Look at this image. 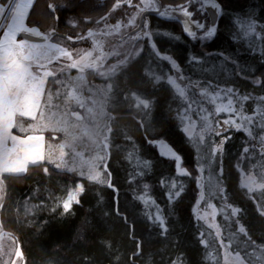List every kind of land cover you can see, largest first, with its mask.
Returning a JSON list of instances; mask_svg holds the SVG:
<instances>
[{"label": "trees", "instance_id": "16d2710c", "mask_svg": "<svg viewBox=\"0 0 264 264\" xmlns=\"http://www.w3.org/2000/svg\"><path fill=\"white\" fill-rule=\"evenodd\" d=\"M159 1L161 3L162 0ZM63 2L64 0H34L26 19L27 25L43 32L55 29L58 35L53 37V40H56V37L64 39L69 35L76 37L93 27L94 22L86 23L83 19L85 13L92 16L93 21L99 19L111 10L116 0H75L76 7L73 12L64 13L61 10L57 13L60 16L57 21L47 5ZM162 2L171 5L183 0ZM70 15L80 17L78 27L74 28L67 23V17ZM257 15H260L259 12ZM247 19L242 13H236L227 19L221 18L218 21L217 36L211 41L202 42L187 37L182 31L180 21H163L155 15L149 16L153 31H168L181 38L179 46L184 54L180 61L182 68L186 67V57L189 53H195L198 57L211 53L215 62L217 53L224 51L239 58V67L254 71L256 67L264 65H261L259 52L252 53L249 50L250 42L255 41L256 37L244 35ZM257 23H264V20L258 19ZM233 36L236 37L235 40L232 39ZM153 42L157 44L161 55L171 54L176 47L175 41H169L162 36L154 37ZM62 45L68 48L75 46L64 41ZM140 51L143 57L138 62L130 63L112 80L106 79L103 82L97 73H85L89 85L103 83L110 87L104 103L101 125L112 129L109 134L108 163L118 191L108 188L106 183H91L75 174L55 169L54 165L47 163L43 166L31 165L27 173L5 174L7 196L0 209V224L3 225L4 232L15 238L23 254L24 264H173L174 258L181 253L188 255L193 264L202 259L203 264H223L220 259L215 260L213 255L210 228L201 221L197 222L192 215L191 209L201 191L196 185L197 176L203 184L204 202H212L219 209L223 208V199L219 195L213 196L210 186L216 183L217 177L223 180L222 186L227 192L228 203L243 210L241 221L248 229V237L251 238L247 242L256 250L264 247V217L259 216L256 211V202L264 207V199H261L264 194L257 191L253 198L249 199L248 190L243 188L240 182V173L264 177V156L260 152L259 144V135L264 133L254 126V139L243 131L232 130L228 133L232 139L227 145V154L223 157L217 156L211 164L205 162L204 170L197 171V145L203 149L200 155L206 158L211 151V139L205 136L207 144L200 140L203 125V120L198 117L200 111L195 109L192 113L198 133L196 132L195 138L188 137L186 133H182L184 124L180 123L177 115V109L182 112L187 105L167 83V77L173 75L170 65L154 55H149L151 47L146 40L141 42ZM149 67L155 75L162 77V87L145 74ZM236 70L233 65L228 64L220 72L218 79H208H213L221 88L233 87L239 94L250 93L253 97L264 95V90L249 86L251 76L247 79L243 74L237 76ZM75 73L73 71V74ZM186 74H192L191 68L186 69ZM55 85L53 78H49L46 89L54 91ZM136 96L149 101L150 104L159 98L161 111H164L165 115L167 106L171 103L172 118L179 125V130L169 126L168 139L183 155V166L190 175H179L173 161L162 159L157 155V149L154 150L148 145V139L156 136L153 125L158 126L159 121L165 117L155 108L144 109L142 105L138 106ZM243 103L245 115L254 116L258 120L259 116L255 110L264 109V105L253 100ZM202 106L206 109L205 112L213 113L215 109L207 100L202 101ZM234 108L239 109L240 103H234ZM212 118L214 122L222 121L229 118V115L221 113L215 116L213 113ZM186 119L191 120L189 113L185 115L184 120ZM39 134L44 136L46 143L58 144V141L63 139L62 134L57 133L54 139V134L49 131ZM215 140L218 141L219 137H215ZM245 147L250 149L247 154H243ZM146 163L148 167H145ZM45 166L50 169L51 179L43 172ZM134 173L136 176L132 179ZM161 181H167L168 187ZM76 182L85 184L86 194L82 195L80 205H74V215L60 219L59 213L52 216L47 210H42L36 215L31 212L26 214L25 202L31 205L40 204L41 200H44L51 204L49 191L54 196L66 197L67 188L74 187ZM173 183L182 186L184 191L181 198L169 201L167 193ZM33 193L38 195L33 197ZM227 211L230 213V210ZM158 214L165 219L166 234L158 223L154 224L148 220L149 215L155 217ZM45 221L48 223L44 224ZM219 225L222 228L223 241L239 251L240 241L246 240V237L238 234L234 241L228 239L231 232H236V225L224 220V211L219 215ZM201 232L207 241L206 246L199 243Z\"/></svg>", "mask_w": 264, "mask_h": 264}, {"label": "snow or ice", "instance_id": "6c2138e0", "mask_svg": "<svg viewBox=\"0 0 264 264\" xmlns=\"http://www.w3.org/2000/svg\"><path fill=\"white\" fill-rule=\"evenodd\" d=\"M34 0H0V208L6 200L7 189L5 184V174L19 175L29 171V165L43 166L45 163L54 165L55 169L62 172L72 173L83 180L95 184H107V187L118 191L113 182V174L109 171V134L112 129L107 125H101L97 117L95 108L92 106V98L95 92L88 87L84 73L86 70H92L101 77L112 80L120 72L129 66L130 63L138 62L143 56L140 49L135 45L146 39L151 45L150 56L158 58L160 61H166L171 70L176 74L169 75L167 83L175 89L179 98L186 103V107L181 112L177 109V115L180 123L184 124L182 133H187L188 137L193 135L195 124L192 122L185 123V115L192 110L199 109L201 113L206 111L202 106V101L207 100L210 104L215 105V113H227L229 118L222 121H213V113L209 112L203 116V125L200 131V140L207 144L205 136L211 139V151L207 158L200 153L203 149L197 145L196 160L198 165L197 171L204 170L205 162L212 163L217 156L223 157L229 151L227 145L232 139L228 135L232 130L237 132L243 131L247 136L256 138L253 127H258L261 133H264V109L257 108L255 111L259 116L257 120L254 116L245 115V101L253 100L260 105H264V95L253 97L249 94H239L233 87L221 88L218 83H214V77L218 79L221 71L228 64L233 65L236 75L249 80V86L253 89L264 90V67H256L254 71L247 68L239 67V58L232 53L220 51L217 53L215 62L211 53H205L203 57H198L195 53H189L186 57V67L182 68L180 61L184 58L183 49L179 46L180 37L175 36L168 31L155 32L151 28V21L147 18L155 15L160 20L180 21L183 33L192 40L199 39L202 42L213 40L218 33V21L221 18H230L236 13H242L248 19L245 24L244 35L246 37L255 36L256 40L250 42L249 50L252 53L259 52L261 65H264V23H257V20H264V0H183V2H174L165 7L158 5V0H140L139 4L133 0H116L108 14L100 16L99 20L84 14L85 22H94L97 26L103 25L104 34L119 32L122 28L132 26L135 30V36L129 38L133 47L126 52L124 59L117 60V63L105 67V61L108 56H120V52L105 54L101 51L93 55L91 51H82L79 49H69L61 46L59 43H50L53 37L58 33L55 29L51 32H41L36 27H30L26 23L29 17V10L33 7ZM127 6L131 12H127V23L124 20H118L115 24H109L113 14L122 7ZM55 20L59 21L60 16L57 13L63 10L64 13L73 12L76 7L75 0H64L62 4L49 3L47 5ZM208 8L212 10L211 18L208 19ZM163 9V10H161ZM259 12V16L257 13ZM203 16L204 20L198 19L197 16ZM139 18V19H138ZM80 17L70 15L67 17V23L74 28L78 27ZM195 29V30H194ZM198 32L201 33L198 36ZM39 37L43 43H36L28 38L22 37ZM94 36L90 29L88 37ZM162 36L169 41H175L176 47L171 54L161 55L157 44L153 42L154 37ZM21 37V38H18ZM68 40H83L85 37L71 35L67 36ZM236 39L235 36L232 37ZM126 41L125 43H128ZM66 61L67 63H63ZM59 65V66H56ZM191 68L192 74H186V69ZM71 69L77 70L80 75L75 77L58 78L60 75ZM259 73V75H256ZM148 77L154 79L156 85L163 86L161 76L155 75L149 67L145 73ZM53 78L54 83L60 88H66L68 91L63 93L65 100L63 108L60 105L52 103L53 94L46 89L49 78ZM198 77V78H194ZM60 88L57 89L56 96L59 98L62 93ZM92 92V96L85 98L82 95L84 89ZM212 90V91H210ZM222 94L227 95V103L219 102L222 100ZM138 106L142 105L144 109L155 108L161 112L162 117L158 126L153 125L156 136L148 139L147 143L152 149H157V155L162 159H170L175 164L176 172L179 175L188 176L190 173L183 166V155L168 139L167 128L179 125L172 118L171 103L168 104L166 115L161 111L162 105L159 98L151 104L147 100H142L136 96ZM175 100V97H173ZM90 101V103H89ZM240 103V108H234V103ZM75 104L84 110V114L72 108ZM55 109V110H54ZM235 117V118H233ZM15 130V131H14ZM50 130L53 133L63 134V139L58 145H47L45 148L44 136L36 133H43ZM23 133L24 135H20ZM219 137V140H215ZM87 144L89 148H94L96 154L85 159L82 151L78 147ZM260 152L264 156V134L259 135ZM250 149L245 147L243 154L249 153ZM145 167H148L147 163ZM143 171V170H142ZM45 176L51 179L50 169L43 167ZM136 174L132 175L135 179ZM196 185L201 189L199 198L192 207V215L197 222L203 220L209 228L215 229L216 238L221 242V248L225 249L224 264H248L245 256L241 251H236L233 256L227 251L223 243V237L220 232V225L216 223L218 211H224V220L236 225V232H231L228 236L230 241H234L239 234L245 236L243 248L247 247L248 229L241 221L243 210L239 206L228 203L227 192L223 185V180L217 177L216 183L210 186V193L215 196L219 195L223 199V208L218 210L213 203H208L209 212H201L199 205L204 199L203 184L201 178L197 176ZM131 183V181H129ZM168 187L167 181H161ZM242 187L247 188L249 199H252L257 191L264 194V180L257 181L251 174L246 176ZM179 189V190H175ZM184 191L182 186L175 183L167 193L169 201H175L182 197ZM86 194V186L82 182H76L74 187L67 188V195L54 196L48 192L51 204L41 200L40 204H31L25 202V212H31L36 215L42 210L64 219L69 215L75 214L74 205L81 204L82 195ZM38 193H33V197ZM141 199H143L141 197ZM264 199V195H261ZM230 210V213L227 211ZM256 211L259 216L264 217V207L256 202ZM159 213V208L157 209ZM148 220L152 223H158L161 229L167 233V226L164 217L161 214L155 217L149 215ZM45 221L44 224H47ZM3 225L0 224V228ZM204 233L199 235V243L206 246L207 241L203 238ZM8 238L15 243V238L9 234ZM7 249V251H5ZM251 255V252L248 254ZM234 257L230 260L228 257ZM23 254L19 246H9L5 248L0 244V264H20ZM259 259V257H256ZM173 264H193L191 258L181 253L174 258ZM195 264H203L201 261Z\"/></svg>", "mask_w": 264, "mask_h": 264}, {"label": "rangeland", "instance_id": "374dc122", "mask_svg": "<svg viewBox=\"0 0 264 264\" xmlns=\"http://www.w3.org/2000/svg\"><path fill=\"white\" fill-rule=\"evenodd\" d=\"M162 1H161V3H159L160 1L158 0V5L157 6H159V5H163L165 7L169 6L166 3H163ZM133 2L136 3V4H139L140 0H133ZM161 10H163V9H161ZM126 11L127 12H131L130 9H127L126 5L124 7H122L120 10H117L112 16V18H115V19H111L109 21V24H115L118 20H124V22L127 23L128 15L126 14ZM147 18L149 19V17H147ZM197 18L201 19L202 21L204 20L203 16H199L198 15ZM96 20H99V19H96ZM90 29L94 32V36H92V37H88V32H89ZM90 29H88V31H86L83 34H79L80 36L85 37V39H83V40H71L70 41L67 38L61 39V38L56 37V40L52 39L49 42L50 43H59L61 46H63L62 45L63 41L65 43L68 42L70 45H75L73 48H69V49H79V50H82V51H91L93 53V55H97L101 51H103L105 54L113 53V52H120L121 53V55L118 56V57L114 56V55L108 56V59L104 62L105 63V67H108V66H111L112 64L117 63V60L124 59L125 57H124L123 54H126V52L133 47V45L130 43V40H129V38L131 36H135V30H134V27H132V26L122 28L119 32H112L111 34H104L103 33L102 30L104 29V26L102 24L97 26L94 23L93 27L90 28ZM38 30H40V29H38ZM41 32H43V31H41ZM200 34L201 33L198 32V36ZM37 38H39V37H37ZM144 40H146V39H144ZM144 40H142V41H144ZM126 41H129V42L125 43ZM142 41H140L138 44H136L135 47L140 49ZM40 43H43V41L40 42ZM147 44L151 47V45L148 43V41H147ZM63 63H67V62L64 61ZM56 66H59V65H56ZM73 71H75L76 73L73 74ZM86 72H88V74H89V73H91L93 71L92 70H86L85 73ZM85 73L83 74L84 77H85ZM78 75H80V73H78L77 70L71 69L68 72L64 73L63 75H60L58 78L65 79L66 77H75V76H78ZM173 76H175L174 72H173ZM99 77L101 78L100 80H102L103 82L107 79L105 77H101V76H99ZM85 80H86V78H85ZM55 86H56V89L54 91H50L53 94L52 103L54 105H57V104L60 105L61 109H62L63 108V104H64V100H65V95L63 93H66L68 91V89L60 88V86L57 85V84ZM88 87H90L92 89V92H95V95L92 98V106L96 110L97 117L99 119L100 124H102L101 118L104 115V103H105V100H106V98L108 96V93L110 91L109 90L110 87L108 86V84H103V83L96 84V86H93L92 84L91 85L88 84ZM58 88H60V91L62 93V95L59 98H57V96H56V92H57ZM92 92H89L87 90V88H86V89L83 90L82 95L85 98H88V97L92 96ZM227 100H228L227 95L222 94V100L219 101V102H222V103L226 104ZM89 103H90V101H89ZM210 105L211 106H215L213 104H210ZM72 107L76 111H79L81 114H84V110L80 109L75 104H73ZM188 113L190 115L191 120L186 119L187 123L192 121V123H194L195 126H196L195 129H194L193 135L191 136V137L195 138V136L197 135L196 132L198 133V128H197L196 122L192 120V118H193L192 117L193 110L189 111ZM213 113H214L215 116H219L221 114V113L216 114L215 113V109L213 110ZM208 114H209V111L208 112L204 111L203 113L200 112L201 116L198 114V117L199 118L201 117L200 119L203 120V116H207ZM223 114H227V113H223ZM227 115H229V114H227ZM48 131L51 132L50 130H48ZM51 133L54 134L53 135L54 137L53 136L52 137L54 139H56V135H55L56 133H53V132H51ZM20 134H23V133H20ZM36 134H39V133H36ZM39 135H41V134H39ZM61 136L63 138V134ZM60 142L61 141H58V144ZM44 144H45V148H47V145H49V144L54 145V146L58 145L56 142L55 143H46L45 138H44ZM77 150L83 152L85 159H88V158H90V157H92V156H94L96 154V150L94 148H89L87 146V144L81 145L80 147H78ZM157 151H158V146H157ZM29 166H31V165H29ZM12 175H14V174H12ZM247 175H249V174H247ZM247 175H245L243 173H240L241 185L244 183ZM251 175L253 177H255L257 179V181H261V180L264 179V177H256L253 174H251ZM245 189H247V188H245ZM199 194H200V192H199ZM199 194H198L197 199L199 198ZM208 203H212V202H204V199L200 201L199 208H200L202 213L210 211V209H208V207H207ZM216 208L218 210H220L218 207H216ZM220 213H223V211H218V213H217V217H216V223L217 224H219V215H220ZM201 222L204 223L208 227V225L203 220H201ZM210 231L212 233V234H210V240H211V242L213 244L211 248L213 249V255L215 257V260L216 259H220L221 262L224 264V258H225V255H226L225 249L221 248V242H220V240H218L216 238L215 229L210 228ZM220 232H222L221 226H220ZM8 236H9V233L4 232L2 230V228H0V244H3L5 246V248H8L9 246L17 247L16 242L14 244H12V240L10 238H8ZM223 243L226 245L225 247L227 248V251L230 252L234 256L236 250H234L232 248V245L230 243H225L224 241H223ZM5 251H7V249H5ZM239 251H241V254L245 256L246 260L248 261V264H264V247H260V248H258V250H256V249L252 248V245L249 242H247V247L243 248V241H240V249H239ZM249 252H251L250 256L248 255ZM256 257H259V259H256ZM228 258L230 260H234L235 259L234 257H231V256H229ZM20 264H24V260L23 259L21 260Z\"/></svg>", "mask_w": 264, "mask_h": 264}, {"label": "water", "instance_id": "95a60500", "mask_svg": "<svg viewBox=\"0 0 264 264\" xmlns=\"http://www.w3.org/2000/svg\"><path fill=\"white\" fill-rule=\"evenodd\" d=\"M211 12L212 10L210 8H208V11H207V15H208V19L210 20L211 18ZM21 38V37H19ZM22 38H28L30 40H32L33 42H36V43H40L42 42L43 40L41 38H37V37H31V36H28V37H22ZM176 75V74H175Z\"/></svg>", "mask_w": 264, "mask_h": 264}]
</instances>
